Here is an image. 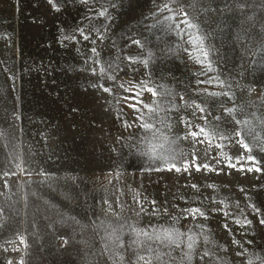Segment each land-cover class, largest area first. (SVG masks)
I'll use <instances>...</instances> for the list:
<instances>
[{"label":"rangeland","instance_id":"1","mask_svg":"<svg viewBox=\"0 0 264 264\" xmlns=\"http://www.w3.org/2000/svg\"><path fill=\"white\" fill-rule=\"evenodd\" d=\"M261 220L264 0H0V264H264Z\"/></svg>","mask_w":264,"mask_h":264},{"label":"clouds","instance_id":"2","mask_svg":"<svg viewBox=\"0 0 264 264\" xmlns=\"http://www.w3.org/2000/svg\"><path fill=\"white\" fill-rule=\"evenodd\" d=\"M173 143L169 141L167 136L153 135L137 142L134 147L136 154L142 158H146L149 161L166 162L182 154L178 145L175 149L173 148Z\"/></svg>","mask_w":264,"mask_h":264},{"label":"snow or ice","instance_id":"3","mask_svg":"<svg viewBox=\"0 0 264 264\" xmlns=\"http://www.w3.org/2000/svg\"><path fill=\"white\" fill-rule=\"evenodd\" d=\"M105 91H108V89H105ZM245 123H247V122H245ZM144 127L147 128V127H149V125L145 124ZM203 131L204 130L201 129V132H203ZM204 134L207 135V133H204ZM196 135H197V133H195V132L192 133V136H196ZM245 147H247V146L245 145ZM248 159L249 160H253L254 158L253 157H249ZM232 166L235 167V165H232ZM171 167L176 168V165L173 164ZM204 167H208V166L205 165ZM176 170L179 171L180 169L179 168H176ZM251 170H253V169L250 168L249 171H251ZM255 170L256 171H259L260 169L259 168H255ZM191 211L193 213H199V209H193ZM200 214L203 215V213H200ZM261 223H264V220H261ZM188 247L191 248L192 247V244H189ZM205 254H207V253H205Z\"/></svg>","mask_w":264,"mask_h":264}]
</instances>
